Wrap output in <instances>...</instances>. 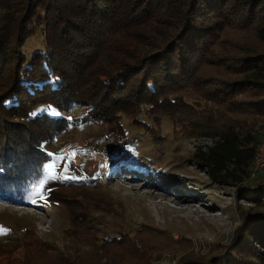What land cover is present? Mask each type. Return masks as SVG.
Instances as JSON below:
<instances>
[{
  "label": "trees",
  "instance_id": "obj_1",
  "mask_svg": "<svg viewBox=\"0 0 264 264\" xmlns=\"http://www.w3.org/2000/svg\"><path fill=\"white\" fill-rule=\"evenodd\" d=\"M0 11L7 16L0 21V191L4 194L16 195L44 172V145L64 126L111 122L130 111L148 110L161 102L169 105L174 103L175 90L189 99L185 93L206 89L204 97L212 103L231 102L230 107L264 115V50H247L237 57L221 53L228 43L223 33L238 25H254L256 38L264 45V0H0ZM39 26L47 50L29 59L22 47ZM203 63L220 66L226 74L209 84L199 78ZM142 95L152 99L150 104L141 101ZM78 105L87 107L82 119L72 113ZM122 126L112 127L119 138L106 136L112 154L129 147L131 137ZM211 137L213 145L198 147L197 159L213 181L239 188L250 176L262 144L259 136L243 138L232 126ZM14 183L22 185L10 186ZM245 191L264 203V175ZM252 217L259 222L251 224ZM243 219L235 242L214 257V264H264V214L244 213ZM108 240L111 250L122 237ZM128 242L127 250L118 255L99 250V264H161L170 258L152 241ZM45 257L36 247L5 264H45ZM185 263L189 261L180 264Z\"/></svg>",
  "mask_w": 264,
  "mask_h": 264
},
{
  "label": "rangeland",
  "instance_id": "obj_2",
  "mask_svg": "<svg viewBox=\"0 0 264 264\" xmlns=\"http://www.w3.org/2000/svg\"><path fill=\"white\" fill-rule=\"evenodd\" d=\"M6 19L0 11V21ZM42 29L39 26L22 47L29 59L47 50ZM255 30L254 25L228 27L223 33L228 43L221 53L237 57L247 50L263 51ZM222 74H226L222 67L203 63L199 78L210 84ZM204 90L185 93L189 99L175 90L174 103L130 111L116 121L64 126L44 145V172L21 187L10 185L21 188L16 195L0 191V264L36 247L46 255L45 264H91L92 260L99 264V250L118 255L133 239L152 241L161 254H171V264H192L191 259L197 260L193 264H214V257L235 242L238 228L244 225L243 214H264V203L245 191L264 175V167L253 163L239 188L221 184L197 159V148L212 146L211 136L232 126L243 138L259 136L264 147V115L230 107L231 102L219 106L204 97ZM142 97L150 104L152 99ZM184 100L191 105H184ZM86 108L73 106L72 113L82 119ZM122 125L131 137L129 147L112 154L106 136L119 138L114 131ZM41 180L45 183L37 195ZM152 193L161 196L154 198ZM253 218L251 224L259 222ZM114 236L122 240L108 250L112 244L108 238Z\"/></svg>",
  "mask_w": 264,
  "mask_h": 264
},
{
  "label": "built area",
  "instance_id": "obj_3",
  "mask_svg": "<svg viewBox=\"0 0 264 264\" xmlns=\"http://www.w3.org/2000/svg\"><path fill=\"white\" fill-rule=\"evenodd\" d=\"M254 163H255L256 168H263L264 167V147L263 146L259 148ZM255 170H257V169H255ZM254 175L255 174H253V176ZM168 259H169V257L165 258L163 261H161V264H171V263H168Z\"/></svg>",
  "mask_w": 264,
  "mask_h": 264
},
{
  "label": "snow or ice",
  "instance_id": "obj_4",
  "mask_svg": "<svg viewBox=\"0 0 264 264\" xmlns=\"http://www.w3.org/2000/svg\"><path fill=\"white\" fill-rule=\"evenodd\" d=\"M45 182L43 181V180H41L40 182H39V185L37 186V195H40V188L43 186V184H44ZM41 199H45V197H43L42 195H41ZM37 201L35 200V199H33L32 200V203H36Z\"/></svg>",
  "mask_w": 264,
  "mask_h": 264
},
{
  "label": "bare ground",
  "instance_id": "obj_5",
  "mask_svg": "<svg viewBox=\"0 0 264 264\" xmlns=\"http://www.w3.org/2000/svg\"><path fill=\"white\" fill-rule=\"evenodd\" d=\"M152 196H153L154 198H157V197H160L161 194H159V193H152Z\"/></svg>",
  "mask_w": 264,
  "mask_h": 264
}]
</instances>
